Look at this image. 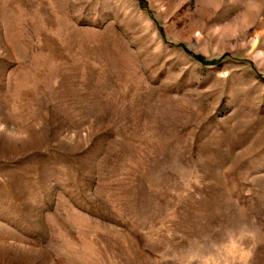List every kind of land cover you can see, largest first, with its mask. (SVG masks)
I'll list each match as a JSON object with an SVG mask.
<instances>
[{"label": "rangeland", "instance_id": "1", "mask_svg": "<svg viewBox=\"0 0 264 264\" xmlns=\"http://www.w3.org/2000/svg\"><path fill=\"white\" fill-rule=\"evenodd\" d=\"M0 264H264V0H0Z\"/></svg>", "mask_w": 264, "mask_h": 264}]
</instances>
